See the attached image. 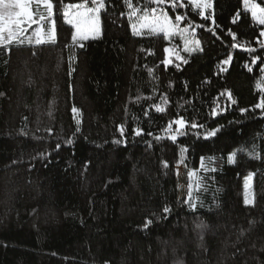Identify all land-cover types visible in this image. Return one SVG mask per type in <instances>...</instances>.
Masks as SVG:
<instances>
[{
	"label": "trees",
	"instance_id": "1",
	"mask_svg": "<svg viewBox=\"0 0 264 264\" xmlns=\"http://www.w3.org/2000/svg\"><path fill=\"white\" fill-rule=\"evenodd\" d=\"M53 3L57 43L0 48V264H264V112L252 111L264 95V64L253 62L264 27L243 0H214V23L190 3L175 10L204 25L194 55L176 39L134 36L124 0H106L101 38L77 46L61 0ZM179 117L205 127L173 142L166 129ZM181 147L187 168L205 177L195 211L180 197ZM202 157H216L217 170H201ZM249 173L254 206L244 203Z\"/></svg>",
	"mask_w": 264,
	"mask_h": 264
},
{
	"label": "snow or ice",
	"instance_id": "2",
	"mask_svg": "<svg viewBox=\"0 0 264 264\" xmlns=\"http://www.w3.org/2000/svg\"><path fill=\"white\" fill-rule=\"evenodd\" d=\"M129 11L127 13V20L130 23L132 34L134 36H149V37H161L171 39L173 36H180L184 41V51L185 52H195L202 51L200 48V41L195 39V28L204 27L203 24H193L191 20H188L184 14H176L174 19L169 15V11H175L184 7L181 0H146V3L141 7H136L133 0H124ZM184 3H190L194 5L196 14L200 16L203 20L212 19V13L204 15L209 9L213 8V0H184ZM244 7L247 12L251 13V18L257 23V25H264V0L261 3L253 2V0H243ZM62 4V16L64 21L70 25L75 33L72 36L73 42L84 41L89 38L95 39L101 34V13L107 11L106 0H82L79 3H67ZM91 5V6H90ZM167 6V10L166 7ZM55 4L53 0H0V48L4 49L6 52H10V46L13 44L22 45L25 42L29 44L43 45V44H55L57 43V33H56V21H55ZM187 23L188 27H180L182 23ZM235 22V21H233ZM214 23V20H213ZM191 29V30H190ZM29 31L31 34H28ZM259 36L264 37V30L259 32ZM235 39V37H233ZM261 49H264V40L258 41ZM238 41L233 46L238 45ZM83 47L81 43L79 45ZM164 51L171 57L172 53L175 51L172 48H165ZM247 52L251 55L257 52V49L249 46ZM264 53L254 56L253 62L260 61L264 64ZM176 59L182 60L184 63L187 61L176 55ZM231 57L223 61L224 64H228ZM165 65L172 63V60L165 59L162 61ZM179 67V65H177ZM249 72L252 68H248ZM75 71V69H72ZM262 74L260 82L257 83L256 87L264 93V67L259 69ZM151 73L152 70L150 69ZM224 95V93H221ZM228 100L232 104H236V100L232 97L231 92L227 93ZM168 103L167 96L161 97V102L158 105H153L157 113L165 112V107ZM261 110L264 112V95H261L259 102L254 105L252 111ZM241 114H246L249 109H240ZM74 114L79 115L80 110L76 107L72 108ZM213 114H219L217 110H214ZM147 115V113H145ZM79 124L80 121L77 120ZM173 125H177V128H173ZM204 125H198L196 123H189L184 117H179L177 119L169 121L166 129L168 138L173 142H176L177 137L185 136L188 134L187 129H199L204 128ZM223 127H215L211 130H205L203 134L204 139H209L215 137L220 129ZM79 130V129H77ZM119 132L121 136L124 135V125L119 126ZM50 131V130H49ZM135 135H142V130L137 128L134 129ZM199 137L200 133H194ZM151 135V133H149ZM160 139V137H157ZM117 144L122 143L120 140L114 141ZM71 143V141H67ZM60 145H56V149L59 150ZM241 153H245L244 148L238 150ZM187 152L186 147L180 148V163L185 160L184 154ZM250 159L260 160L262 157L255 148L245 153ZM207 160V163L205 162ZM216 157H202L200 160V168L205 172H215L217 169L213 165L216 163ZM227 162L229 164L237 163V151H232L227 156ZM164 166L168 167L167 162H164ZM255 173H249L245 179L244 188V203L245 205L254 206V193L250 191L251 181ZM189 183L187 199L185 203L188 204L189 208L193 211L196 210L197 204L194 202L196 198L193 197V181L192 178L196 177L195 189L196 191H201L206 189L205 177L198 176L195 170L188 173ZM171 208L165 206L163 208V213H170ZM152 220H146L145 227L152 224ZM199 228L204 229L207 226L201 223L198 225Z\"/></svg>",
	"mask_w": 264,
	"mask_h": 264
},
{
	"label": "rangeland",
	"instance_id": "3",
	"mask_svg": "<svg viewBox=\"0 0 264 264\" xmlns=\"http://www.w3.org/2000/svg\"><path fill=\"white\" fill-rule=\"evenodd\" d=\"M253 2L258 3V2L255 1V0H253ZM89 3H90V2H89ZM181 3L184 4V0H181ZM243 5H244V3H243ZM90 6H91V5H90ZM192 6H193V8H194V5H192ZM261 6H262V5H261ZM165 7H166V10H167V6H165ZM244 9H245V7H244ZM245 10H246V9H245ZM209 13H212V19H210V20L213 21V20H214V0H213V8L207 10L206 12H204V15H208ZM249 13H250V12H249ZM175 14H182V13H180V12H176V11H175ZM250 14H251V13H250ZM169 15H171L170 11H169ZM101 16H102V13H101ZM171 16H172V15H171ZM185 16H186L187 18H189L188 15H185ZM172 17H173V16H172ZM173 19H174V17H173ZM193 24H197V23H193ZM260 26H263V27H264V25H260ZM180 27H188V24L182 23V24L180 25ZM190 30H191V29H190ZM56 33H57V28H56ZM74 33H75V30H74ZM28 34H31V32L29 31ZM197 34H198V27L195 28V39H198V40H199ZM101 36H102V19H101V34H100L98 37H96L95 39H93V38H89V39L84 40V41H79L78 43H77V42H74V44L77 45V46H79L81 43L84 44L85 42H88V41L98 40V39L101 38ZM263 38H264V37H263ZM175 39H176V40H179L180 43H181V53L186 54V55H194V54L200 52L199 50H198V51H195V52H191V53H189V52H185V51L183 50V49H184V41H183V39H182L180 36H178V35L171 37L170 40H169V39H167V40H168L169 42H171V41H174ZM199 41H200V40H199ZM24 44H29V43L25 42ZM33 44H34V43H33ZM200 48H202L201 42H200ZM176 52H177V51H176ZM177 53H178V52H177ZM177 127H178V126H177ZM177 138H178V137H177ZM189 172H191V171L187 168V165H186V157H185L184 162L180 164V167H179V169H178V182H179V189H180V197H181V199H183V200H186V199H187L188 183H189V176H188V173H189ZM192 181H193V197H194V192L196 191V189H195V181H196V177H193V178H192ZM252 189H253V179H252V181H251V185H250V191L253 193Z\"/></svg>",
	"mask_w": 264,
	"mask_h": 264
}]
</instances>
